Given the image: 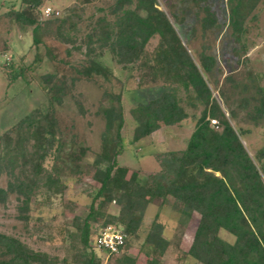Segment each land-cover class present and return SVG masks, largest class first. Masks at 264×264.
<instances>
[{"label":"trees","instance_id":"trees-1","mask_svg":"<svg viewBox=\"0 0 264 264\" xmlns=\"http://www.w3.org/2000/svg\"><path fill=\"white\" fill-rule=\"evenodd\" d=\"M46 1L19 0V7H11L6 14L19 26L31 27L35 47L44 36H52L71 44L68 53L75 50L81 56L70 64L75 74L69 80L65 74L44 75L45 107L33 109L0 134V175L6 176L0 201L15 194L18 217L27 221L30 204L39 192L50 195L64 190L58 161L78 172V161L87 147L78 143V148L71 150L74 142L68 144L59 133L56 111L60 91L68 94L80 78L99 80L104 86L105 102L97 112L104 119V129L100 150L91 161L92 178L98 186L86 214L71 220L73 230L68 231V237L74 252L70 259L34 249L19 237L0 231V264H101L91 244L98 233L94 218L99 215L105 216L101 227L112 224L126 233L116 264H135L136 257L126 252L129 239L138 235L146 207L155 199L171 204L180 225L194 211L199 214L184 253L194 262L264 264V145L250 154L243 143L247 130L236 123L243 111L245 119L264 126V85L251 71L239 79L226 74L223 83L231 90L228 95L216 74V58L204 47L192 53L187 39L181 37L183 21L179 32L157 0H113L101 15L90 18L79 42L76 35L83 7L73 4L60 15L41 18L40 7ZM259 2L264 4V0H226L230 35L238 45L236 53L247 49L248 20L254 18ZM200 9L204 33L217 26L216 16L207 4ZM178 22L175 16L177 26ZM155 35L157 43L147 52L146 44ZM106 53L123 68H141L149 80L161 76L158 95L137 102L129 110L134 121L132 143L163 126L194 119L185 147L158 153L159 169L142 177L117 159L126 144L121 134L124 116L121 90L116 91L114 85L117 78L102 60ZM22 72V67L11 71L10 79ZM50 156L53 164L47 168L44 161ZM112 202L118 206L117 213L106 212ZM164 227L156 214L140 245L147 257L143 264H165L161 257L171 241L164 236ZM220 230L231 234L233 240L221 237ZM154 249L160 250L159 257L152 256Z\"/></svg>","mask_w":264,"mask_h":264},{"label":"rangeland","instance_id":"rangeland-1","mask_svg":"<svg viewBox=\"0 0 264 264\" xmlns=\"http://www.w3.org/2000/svg\"><path fill=\"white\" fill-rule=\"evenodd\" d=\"M112 2L113 0H47L40 7V16L47 18L52 14L60 15L66 7L73 4L82 6L83 10L79 12L81 17L79 31L76 35L79 42L81 35L87 30L90 18L101 15ZM157 4L167 13L178 31L179 24L181 20L183 21L180 25L183 34L181 37L183 41L187 39L192 53L204 47L216 58V74L220 86L228 95H231V90L228 84L223 83L226 74L231 73L239 79L251 71L260 84L264 85L262 2L255 8L254 18L248 20L245 53L235 52L238 45L230 35L226 0H157ZM205 4L215 13L217 26L203 33L199 19L204 14L200 7ZM11 7L18 8L19 0H0V134L14 126L21 117L33 109L45 107L47 101L43 90L44 75L65 74L69 80V77L75 74L70 64L81 56L75 50L68 53L71 44L63 43L52 36H44L42 43L35 47L32 43L31 27H21L7 16L6 12ZM46 7L51 10L48 15L44 13ZM175 16L179 20L178 26L175 24ZM191 28L194 32H191ZM156 43L155 35L146 44V51L150 52ZM102 60L117 78V81H114L117 87L115 90H121L120 100L124 116L121 134L126 144L117 157L118 162L127 166L129 170H136L142 177L159 169V161L156 158L158 153L185 147L186 140L194 128V119L187 118L177 125L163 126L138 142L132 143L134 121L129 110L137 102L147 101L158 95L161 90V76L149 80L141 68H123L109 53H106ZM9 64L12 67H9ZM140 64L141 61H138L137 66ZM20 67L23 69L21 76L10 79V72H18ZM213 95L218 97L217 91H213ZM104 99V86L99 80L80 78L75 81L68 94L62 95L60 91V104L56 111L59 133H62L68 144L71 140L74 142L71 150H76L78 143L87 147L84 156L78 161V172L58 161L64 190L50 195L39 192L30 204V218L27 221L18 217V201L15 194H9L5 202L0 201L1 232L19 237L34 249L57 255L60 259H70L74 252L68 237V231L73 230L71 220L74 216L86 214L92 194L98 186L92 178L94 168L91 161L94 154L100 150L104 119L97 112L99 105L105 102ZM195 113L197 114L198 110ZM231 123L235 124V121ZM236 123L247 130L243 143L247 145L250 154L264 145V126L254 125L245 119L243 111L238 113ZM52 164L53 158L47 157L44 165L51 168ZM5 186L6 176L1 174L0 187ZM106 212L117 213L118 206L112 202L106 207ZM156 214L158 220L165 224L164 236L171 241V245L161 257L162 261L165 264H200L184 255L191 244L199 214L194 211L186 223L180 225L178 214L172 209L171 204L161 203L160 199H155L146 207L138 235L129 239L126 252L135 255L136 264H143L147 258L140 250V245ZM104 217L99 215L94 218L98 231L102 228ZM219 234L226 240H233V236L225 230H220ZM91 244L96 254L100 256L101 264H116V258L120 253L101 252L94 243ZM74 245L79 246V243L75 241ZM160 255V250H153L152 256Z\"/></svg>","mask_w":264,"mask_h":264},{"label":"built area","instance_id":"built-area-1","mask_svg":"<svg viewBox=\"0 0 264 264\" xmlns=\"http://www.w3.org/2000/svg\"><path fill=\"white\" fill-rule=\"evenodd\" d=\"M44 13L46 15L50 14V8L46 7ZM55 13H57V11H55ZM125 238L126 233L122 228L109 224L98 231L94 239V244L98 248H103L112 254H119L122 251Z\"/></svg>","mask_w":264,"mask_h":264},{"label":"crops","instance_id":"crops-1","mask_svg":"<svg viewBox=\"0 0 264 264\" xmlns=\"http://www.w3.org/2000/svg\"><path fill=\"white\" fill-rule=\"evenodd\" d=\"M127 254H128L129 256L135 257L134 254H130L128 251H127ZM135 264H136V262H135Z\"/></svg>","mask_w":264,"mask_h":264}]
</instances>
